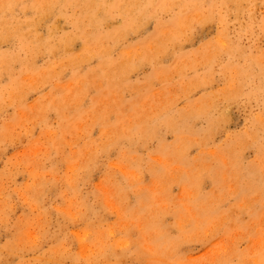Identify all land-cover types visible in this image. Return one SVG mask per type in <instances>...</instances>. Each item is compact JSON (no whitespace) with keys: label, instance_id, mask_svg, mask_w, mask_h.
<instances>
[{"label":"rangeland","instance_id":"rangeland-1","mask_svg":"<svg viewBox=\"0 0 264 264\" xmlns=\"http://www.w3.org/2000/svg\"><path fill=\"white\" fill-rule=\"evenodd\" d=\"M17 13L18 17L23 16L21 12ZM250 13V16L248 12L243 14L238 20L231 18L227 25L203 30L204 37L200 35L197 40L185 42L183 51H199L201 44H208L223 34L230 43L234 41L231 45L237 55L233 62L241 63L240 57L244 54L260 56L264 53V2H257ZM58 25L69 29L62 18H58ZM247 26L251 32H243ZM11 48L10 43L2 46L3 50ZM78 49L76 46L74 51ZM227 63L226 56L216 62L200 57V62L187 66L182 75L168 72L169 77L156 80L147 92L141 89L146 107L155 110H161L170 98L174 99L172 107L163 108L167 113L195 102H204L203 107L208 106L191 129H208L207 121L212 118L218 131L212 130L204 142L187 147L188 159L199 160L205 172L199 185L195 179L186 176V167L170 158L164 159L169 156L161 154L155 143L137 151L142 158L140 167L130 155H120L114 150L100 158L98 169L87 177L86 182L77 180L75 171L84 160L88 138L96 142L103 140L99 124L94 125V113L83 112L78 118H72L74 125L70 129L76 139H64L60 150L53 154L49 145L51 133L65 125L52 114H43L36 108L42 96L46 97L48 93L63 95L64 103L77 106V109L92 104L89 103L93 95L91 91L86 95L88 102H85L86 97L80 103L74 101L76 90L71 87L69 73H64L60 80L42 84L40 90L27 93L23 99L6 101L0 113V136L3 139L0 142V264H36L38 257L49 255L55 249L72 254L76 262L64 258L50 262L46 259V263L219 264L224 258L237 262L243 255L248 264H260L264 259V175H261L262 181L256 182V186L249 190L237 180L231 162L238 156L240 166L264 170V127L258 126L264 116V80L258 77L241 81L227 89L230 73L225 70ZM12 67L14 75L2 72L0 87H6L9 81L18 77L20 84L28 87L32 79L19 75L21 64ZM209 73L216 75L215 80L194 91L184 90L189 81ZM149 74L151 69L145 67L133 76V80ZM138 95L127 93L125 97L137 102ZM34 109L36 113H33ZM115 120L111 114L104 123ZM252 133L258 136L257 142L252 140L254 136L250 138ZM237 137L250 139L251 144L246 148L240 146L235 152L227 149V144ZM166 141L174 143L173 132L167 134ZM149 164L152 170H149ZM69 166L72 168L68 169ZM158 168L164 169L166 181H159L161 171ZM154 170L158 174H154ZM114 181L119 188L115 187ZM71 182L80 183L78 190L86 199L84 204L69 189ZM38 183L54 186L40 205L34 202L32 192ZM222 197L226 198L220 201ZM198 202L203 208L200 219L195 221L199 214H194L192 204ZM61 204L63 209L59 211ZM142 204L162 215L160 223L170 227L168 236L179 241V252L169 254L168 246L165 251H155L156 246L166 243L150 234L152 229L149 230L148 219L153 215L144 213ZM86 207L91 210L89 214ZM229 209L235 213L233 219L225 217L231 215L227 212ZM65 210L71 217L63 213ZM44 212L46 220L39 229L38 220L45 215ZM210 213L215 215L208 218ZM85 214L89 223L85 221ZM176 215L182 217L178 219ZM58 219L64 222L61 230ZM192 223L195 227L193 235ZM85 225L90 226L94 237L84 234ZM153 225L156 224L150 227ZM43 232L49 237L41 236ZM9 244L16 246L18 251L7 259ZM115 251L122 252V255L117 258L121 253L115 255ZM89 259L94 261H85Z\"/></svg>","mask_w":264,"mask_h":264},{"label":"bare ground","instance_id":"bare-ground-1","mask_svg":"<svg viewBox=\"0 0 264 264\" xmlns=\"http://www.w3.org/2000/svg\"><path fill=\"white\" fill-rule=\"evenodd\" d=\"M257 2L264 0H0V78L2 72L6 75H14L15 69L12 66L19 63L21 64L19 75H27L32 79L28 87L20 84V77L9 81L6 87H0V113L6 101L23 99L27 93L40 90L39 86L42 84L60 80L64 73H69L71 87L76 90L74 101L80 103L87 92L91 91L93 95L89 103L92 104L77 109V106L66 105L63 95L48 93L47 98L42 96L36 108L43 114H52L65 125L61 130L56 129L52 133L49 130V135L51 133L49 145L53 154H57L60 150L64 139L70 141L76 139L70 129L74 125L72 118H78L83 112L94 113L96 118L94 125L99 124L103 140L96 142L88 138L84 160L79 163L75 171L77 180L86 182L87 177L98 169L100 158L114 150L119 151L120 155H130L136 166L140 167L142 158L137 151L155 143L161 154L169 156L164 159L170 158L179 166L186 167V171L183 169L186 176L195 179L199 185L205 172L199 160L188 159L187 147L195 142H204L205 136H209L212 130L218 131V125L212 118L207 121L210 125L208 129L204 131L191 129L195 126L194 121L205 113L208 106L203 107L204 102H195L186 108L169 110L173 113L171 114L163 111V108L172 107L174 99L170 98L161 110H155L154 107H146L147 102L141 94V89L147 92L156 80L169 77L171 74H167L168 72H179L178 74L182 75L187 66L199 63L200 57L211 62L219 61L222 56L228 58L229 65L225 67V70L230 71L227 89H232L241 81L255 80L258 77L264 80V53L260 56L244 54L240 57L241 63L233 62L237 55L231 45L234 41L230 43L223 34L208 44H201L199 51H183L185 42L197 40L200 35L204 37L203 30H208L207 28L211 26L227 25L231 18L241 19V16L247 12L250 16ZM18 11L23 14L22 17H18ZM58 18H62L69 25L68 30L59 27ZM243 30V32H251L252 29L247 26ZM227 41L228 43L224 44ZM6 43H10L12 48L3 50L2 46ZM76 46H79L78 51H74ZM237 58L239 59V56ZM145 67L151 69V74L134 81L133 76ZM215 78L216 75L211 73L198 77L188 84L186 82L184 90L194 91L202 88L204 84ZM58 89H61L60 86ZM127 93L139 94L138 101L127 100L125 97ZM86 98L85 102H88L89 98ZM33 113H36V109ZM111 114L116 120L104 123ZM258 126L264 127V116L258 122ZM169 132L174 133L172 144L166 141ZM253 136L252 140L257 142L258 136L252 133L250 138ZM1 139L0 136V142ZM250 144V139L243 140L237 137L227 144V149H233L235 152L240 146L246 148ZM239 162L237 156L234 162H231L232 170L237 180L247 185L250 190L256 186V182L262 181L261 175H264V170L240 166ZM71 168L72 166L68 167ZM148 168L153 169L150 168V164ZM158 169L161 174L155 170L154 174L161 176L159 181H166L163 178L164 169ZM114 183L115 187L119 188L118 183L116 181ZM79 184L71 182L69 189L73 190V194L79 196L84 204L86 199L78 190ZM52 189L54 186L38 183L32 191L34 202L40 205L44 196L52 192ZM224 198L226 197H222L220 201ZM155 202L156 199L153 204ZM145 205H141L142 211L150 216L153 215V218L148 219L149 230L152 229L150 234L157 235L166 243L156 246L155 251H165L168 246L169 254L179 252V241H173L168 236L170 227L160 223L162 215L155 214L157 212ZM159 205L163 209V205L160 203ZM192 207L194 214H199L195 219L198 221L203 204L193 203ZM62 209L61 204L59 211ZM90 211L86 209L87 214ZM227 212L231 215L225 217L233 219L235 213L231 209ZM63 213L71 217L67 210ZM44 214L38 220L39 229L46 220V213ZM213 215L215 213H210L208 218ZM137 216L141 217L143 214ZM176 216L178 219L182 217ZM87 218L89 217L85 214V221L89 223ZM57 222L58 228L63 229L64 222L59 219ZM152 224L156 225L150 227ZM47 232H43L41 236L49 237ZM85 233L94 237L89 225H85ZM191 234H195L193 223ZM181 236L183 237V233ZM9 247L7 259L18 251V248L12 244H9ZM108 251H104V255ZM118 253L121 254L117 258L122 255V252L115 251V255ZM64 258L76 262L72 254L55 249L49 255L38 257L36 264H48L46 259L50 262L61 261ZM248 263L242 255L237 262L224 258L219 264ZM259 263L264 264V259Z\"/></svg>","mask_w":264,"mask_h":264}]
</instances>
